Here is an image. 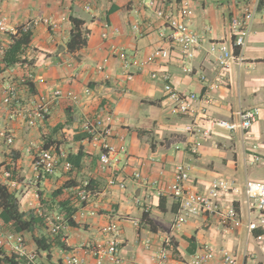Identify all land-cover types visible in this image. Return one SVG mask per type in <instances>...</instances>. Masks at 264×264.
<instances>
[{"label":"crops","instance_id":"obj_1","mask_svg":"<svg viewBox=\"0 0 264 264\" xmlns=\"http://www.w3.org/2000/svg\"><path fill=\"white\" fill-rule=\"evenodd\" d=\"M144 1L148 0H0V19L6 18L10 30L0 32V132L13 138L12 144L0 138V180L17 194L22 212H34L47 221V228L36 230L35 235L48 238L50 246L47 251L39 250L31 234H18L0 219V264H10L7 258L17 264H65L71 256L93 262V247L112 238L103 232L109 225L118 230L122 264H153L152 256L162 250L168 253L167 264H191L193 256L206 248L227 250L239 264H262L255 234L247 229L257 213L250 214L245 186L250 180L264 181V0L258 6L243 63L233 65L226 84L213 92L198 78L205 74L213 82L218 76L208 53L210 45L226 43L235 51L231 21L242 17L255 0H188L194 11L190 27L203 38L192 75L183 72L182 53L160 36L166 26ZM184 1L157 0V4L178 16ZM73 18L84 22L87 39V45L75 52L68 50ZM32 21L38 23L23 56L27 64L6 67L2 56L12 45V36ZM107 24L111 36L104 40ZM136 24L142 29L141 37L134 32ZM161 47L171 50L167 62L143 71L125 67L124 58L142 59ZM106 58V73H97L96 66ZM166 73L178 91L200 96L198 109L205 116L200 114L197 121L205 127L211 126L210 120L238 123L241 111L255 108L261 110V117L249 133L239 128L200 141L194 154L191 149L196 139L185 132L190 120L171 115L162 79ZM126 74L134 75L131 82ZM153 74L159 78L153 79ZM10 88L16 89L17 99L5 105L3 98ZM87 89L92 91L90 97L85 95ZM55 90L73 92L79 103L59 100L36 126L18 116ZM109 110L115 117L112 142L119 150L120 178L126 182V190L108 186L113 173L101 169L100 149L81 132L85 119ZM58 149L67 153L72 168L68 170L65 161L59 160L54 174L40 179L34 171L37 154ZM179 166H190L188 187L199 193L206 192L215 179L234 183L240 193L223 198V210L234 204L243 226L229 227L221 216L203 214L174 230L179 205L163 191L173 182ZM137 171L142 176L138 181L133 179ZM85 184L91 193L86 204L78 196ZM68 208L76 210L74 225L65 221ZM56 217L63 218L64 225L53 234L48 219ZM9 235L23 236L26 251L37 256L34 263L6 245ZM146 242H150L149 250ZM220 263L218 256L214 264Z\"/></svg>","mask_w":264,"mask_h":264},{"label":"built area","instance_id":"obj_2","mask_svg":"<svg viewBox=\"0 0 264 264\" xmlns=\"http://www.w3.org/2000/svg\"><path fill=\"white\" fill-rule=\"evenodd\" d=\"M260 2L261 0H255V5L247 10L242 17L232 19L231 34L235 51L226 43H211L208 53L216 66L218 76L213 82H210L205 74L198 76L201 82L208 85L209 91L213 92L222 88L227 82L226 75L232 66L243 63V52L249 42ZM144 5L154 13L158 20L164 22L166 29L160 32V36L182 53L183 72L187 75L194 74L193 60L196 58L197 51L202 47L203 38L190 27V20L194 15L191 2L186 0L181 3L178 16L167 13L160 8L157 0L144 1ZM37 23L29 22L22 26L21 30L23 32L32 31ZM109 28L108 24L105 25V30L102 34L104 40L110 39L111 32ZM133 29L136 35L139 37L143 36L140 25L136 24ZM0 32L4 34L10 32L6 18L0 19ZM236 49L238 53H236ZM170 57L171 50L161 47L153 50L145 58H124L123 61L125 67H135L139 71H143L150 65L167 62ZM108 62V58L103 60L102 63L96 66V72L105 74ZM105 78L106 80L110 79L109 75H106ZM133 78V74H126L128 82H131ZM152 78L158 79L159 75L153 74ZM162 79L165 82V91L170 101L171 115L190 120L185 127V132L196 139L191 149L194 154L201 147L200 141L207 140L214 135H221L219 133L221 131L231 133L239 128L245 133H249L261 117V110L255 108L241 111L238 114V123L226 120H210L209 124L211 126L205 127L197 121V117L200 114L205 116L204 110L200 111L198 109V103L201 100L200 96L195 93H181L178 91L173 85L171 75L168 73L164 74ZM40 82L43 83L44 80H40ZM85 95L90 97L92 91L87 89ZM16 99V89L10 88L3 98V103L11 105ZM61 99L71 100L75 104L79 103V96L73 92L64 93L61 90H55L49 98H42L36 107L18 112V116L24 118L29 126H36L39 121L46 119L51 107ZM204 101L205 103H210L209 98H205ZM114 121V114L109 110L103 116L85 119L81 125V132L86 135V140L89 143L100 149L99 160L101 169L103 171H112L113 176L109 179L108 186L126 190V182L120 178L122 161L119 150L112 142L114 138ZM0 138L5 139L8 144L13 143V138L5 131L0 132ZM120 139L121 141L124 140L123 137H120ZM59 160L65 161L68 170L72 168L71 163L67 161V153L63 149H58L57 152L42 150L35 158L34 171L40 179H45L54 174ZM133 179L136 181L141 180V173L135 172ZM190 182V166H179L175 172L173 182L163 191L164 194L173 196L179 205V212L173 225L174 230L185 225L189 219L203 214L209 216L219 215L229 227L241 228L243 226V219L234 204H230L225 211L223 210V198L240 193V189L234 183L225 179H215L210 183L206 192L199 193L188 187ZM245 194L249 200L250 214L257 213L256 219L249 222L247 229L251 235L255 234L254 240L263 254L262 264H264V181H248L245 186ZM78 196L82 203L86 204L89 202L91 198L89 184H85L80 188ZM48 223L52 227V233L58 234L64 225V220L61 217H56L48 219ZM103 232L106 235L112 234V238L93 247L91 251L95 257L93 262L88 263L82 258L71 256L65 259V264H122L119 257L121 242L117 238V228L114 225H109ZM1 243L3 244V242ZM5 243L15 254L26 258L29 263L36 261L37 256L26 251L25 240L22 235H9ZM167 245H171V241H168ZM145 248L146 250L150 249V242L145 243ZM218 256L221 258L220 264H239L237 257L231 252L227 250L216 252L212 248H206L195 254L191 264H214ZM151 260L153 264H167L169 256L165 250H162L154 254Z\"/></svg>","mask_w":264,"mask_h":264},{"label":"trees","instance_id":"obj_3","mask_svg":"<svg viewBox=\"0 0 264 264\" xmlns=\"http://www.w3.org/2000/svg\"><path fill=\"white\" fill-rule=\"evenodd\" d=\"M74 26L71 40L68 44V50L75 52L83 49L87 45V39L85 32L83 31L84 22L72 19ZM12 45L4 51L2 56V63L6 67L11 68L21 64H27V60L23 59V56L29 48L32 41V32H23L21 29L16 35L12 36ZM236 53L238 50L236 49ZM28 85L31 86L29 83ZM2 166H0L1 169ZM60 193V191H59ZM59 195V194H57ZM66 210L67 219L65 220L68 224L74 225L72 217L76 210ZM0 219L9 225L14 232L29 233L32 235L35 244L41 251H47L49 246V239L45 236L37 237L35 235L36 230L47 228V221L41 216L36 215L34 212L25 213L20 210V204L18 196L15 192L0 180ZM1 254V251H0ZM10 264H17L13 259H6Z\"/></svg>","mask_w":264,"mask_h":264}]
</instances>
